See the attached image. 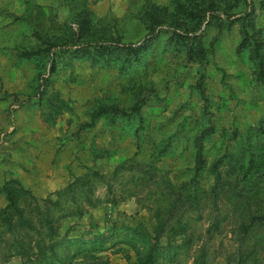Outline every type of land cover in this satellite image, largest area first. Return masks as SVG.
I'll return each instance as SVG.
<instances>
[{
	"label": "rangeland",
	"instance_id": "1",
	"mask_svg": "<svg viewBox=\"0 0 264 264\" xmlns=\"http://www.w3.org/2000/svg\"><path fill=\"white\" fill-rule=\"evenodd\" d=\"M115 38L133 49L79 47ZM28 156L32 169L17 163ZM6 182L39 201L62 191L65 214L80 208L63 238L103 232L110 264H137L124 228L161 225L181 244L173 264H198L201 248L205 264H264V0H0V264H13L35 232ZM59 252L80 264L71 245Z\"/></svg>",
	"mask_w": 264,
	"mask_h": 264
},
{
	"label": "trees",
	"instance_id": "2",
	"mask_svg": "<svg viewBox=\"0 0 264 264\" xmlns=\"http://www.w3.org/2000/svg\"><path fill=\"white\" fill-rule=\"evenodd\" d=\"M243 1L246 2L247 0ZM211 15L220 23L230 21L231 17L228 13L221 15L213 10L211 11ZM247 17L246 13L243 14L242 32L244 33L246 39H252V36L248 33L246 27ZM79 47L87 48L92 53L94 58L97 57L98 54H104L105 56L111 58L112 56H109L105 50L110 52L112 49H121L128 53L133 49L130 44L121 42L119 38L111 39L105 44L86 42ZM51 52L52 48H49L41 52L38 50L25 52L24 55L45 57L51 55ZM137 105L138 103L136 102L133 106H131L129 111H125L117 106H100L96 109L95 114L92 116L95 117L101 113L128 116L130 115L129 113L136 110ZM199 155L200 154L198 153V162L200 161ZM2 190L8 199V206L12 208V214L15 216V219L20 222V225L26 226L28 229H33L35 232V239L32 244H29L28 242H14L12 255H16L18 258L13 264H65L63 258L64 256L60 255L59 252L65 244L71 245V248L75 250L73 253L74 255H79L80 264H110L107 255L101 253L106 249L102 245L103 232L93 234L88 237L79 236L72 239L63 238V234L60 232L62 218L73 214L79 215L80 208L79 206H75L77 212L65 214L61 209L64 203L62 202V191L58 192L59 200L52 201L47 198L39 201L30 195L26 188L16 184V182H6L2 187ZM18 190H20V193L27 195V197L29 196L31 199V202L33 203V210L35 211L34 218L38 222L37 226H34L31 223L30 216L24 215L22 208L15 205V195ZM71 201L73 202V198ZM4 215L5 214H1V216L6 219ZM162 228L163 226L161 225V227L153 234L138 227L124 228L123 234L126 236L124 241H126V243L134 249L137 264H173L174 250L181 247V244L170 242L167 238L163 241ZM170 231L173 232V235L178 234V232L183 234L184 232L182 225L179 228L172 226ZM196 262H198V264H205L203 248L200 249Z\"/></svg>",
	"mask_w": 264,
	"mask_h": 264
},
{
	"label": "crops",
	"instance_id": "3",
	"mask_svg": "<svg viewBox=\"0 0 264 264\" xmlns=\"http://www.w3.org/2000/svg\"><path fill=\"white\" fill-rule=\"evenodd\" d=\"M29 156H28V159L27 158H25L23 161L22 160H17V163H20V164H23V165H25L28 169L30 168V169H32V168H34V166H37V163L35 162V160H32L31 159V161H29ZM16 165V164H15ZM20 170V169H19ZM19 172V171H18ZM28 183H30V182H28Z\"/></svg>",
	"mask_w": 264,
	"mask_h": 264
}]
</instances>
